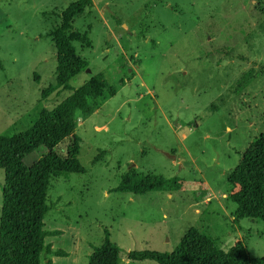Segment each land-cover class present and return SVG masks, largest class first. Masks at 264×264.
Segmentation results:
<instances>
[{"label":"rangeland","instance_id":"374dc122","mask_svg":"<svg viewBox=\"0 0 264 264\" xmlns=\"http://www.w3.org/2000/svg\"><path fill=\"white\" fill-rule=\"evenodd\" d=\"M76 0H0V133L27 130L43 108L72 90L56 83L54 30ZM68 33L88 68L117 88L97 112L78 119L85 173L54 178L45 217L47 243L68 256L54 264H89L105 230L121 248L173 252L189 229L221 250L242 240L264 257V220L236 222L230 173L264 132V0H93ZM70 138L59 137L56 159ZM102 151H104L102 153ZM103 155L93 163L98 154ZM159 177L145 194L112 192L127 172ZM5 171L0 168V214Z\"/></svg>","mask_w":264,"mask_h":264},{"label":"trees","instance_id":"16d2710c","mask_svg":"<svg viewBox=\"0 0 264 264\" xmlns=\"http://www.w3.org/2000/svg\"><path fill=\"white\" fill-rule=\"evenodd\" d=\"M93 6V0L72 2L53 32L57 48L56 83L45 89L42 97L46 99L61 90H72V94L52 108H43L27 130L0 133V168L5 171L0 264H41L42 254L68 256L65 250H55L46 241L49 235L63 233L45 228V217L51 209L48 203L51 181L62 175L86 172L78 158L81 150L80 135L76 132L78 119L91 116L117 94V88L104 74L96 75L77 89L70 84L89 63L76 55L68 33L74 29L75 19ZM59 137L70 138L64 160L56 159ZM102 156L99 153L93 163ZM158 180L154 174L130 171L111 191L145 194L156 188ZM228 180L237 189L230 196L238 206L236 222L244 218L264 220V132L250 144ZM120 253V246L111 240L106 229L103 243L94 246L89 255V264H119ZM46 258V264H54ZM128 258L154 260L159 264H264V257H252L242 240L228 251L221 250L212 237L195 227L188 230L173 252L134 250L128 253Z\"/></svg>","mask_w":264,"mask_h":264},{"label":"crops","instance_id":"0c3cea01","mask_svg":"<svg viewBox=\"0 0 264 264\" xmlns=\"http://www.w3.org/2000/svg\"><path fill=\"white\" fill-rule=\"evenodd\" d=\"M97 112V111H96Z\"/></svg>","mask_w":264,"mask_h":264}]
</instances>
